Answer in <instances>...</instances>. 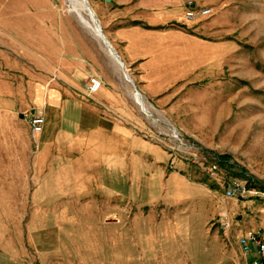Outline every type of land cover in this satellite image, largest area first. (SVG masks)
I'll list each match as a JSON object with an SVG mask.
<instances>
[{"label":"rangeland","instance_id":"1","mask_svg":"<svg viewBox=\"0 0 264 264\" xmlns=\"http://www.w3.org/2000/svg\"><path fill=\"white\" fill-rule=\"evenodd\" d=\"M8 2L0 0L1 14ZM190 2L209 8L210 15L195 21L180 15L176 21L205 41L186 45L178 55L181 70L161 79L170 92L163 99L172 92L176 97L173 106L160 110L167 115L151 126L168 135L154 141L161 147L163 168L154 171L159 168L155 159L145 158L150 178L139 171L134 201L109 205L115 210H105V218L94 211L93 200L85 214L71 209L66 218L57 210L62 207L53 205L7 206V221H0V264H250L256 258L241 254L236 238L253 231L264 239V200L224 198L223 181L232 176L217 158L233 165L229 172H242L235 178L264 191V0ZM88 5L115 51L108 39L114 26L105 28L108 16ZM58 8L67 13L65 0H58ZM67 15L85 38L97 76L134 103L131 85L101 43L74 14ZM172 114L174 126L167 119ZM190 153L196 163L190 162ZM212 162L220 165L214 178L204 172ZM111 180L105 176L104 183ZM171 183L177 191H170ZM188 187L193 201L183 202L180 192ZM223 215L229 223L226 232L219 225Z\"/></svg>","mask_w":264,"mask_h":264},{"label":"crops","instance_id":"2","mask_svg":"<svg viewBox=\"0 0 264 264\" xmlns=\"http://www.w3.org/2000/svg\"><path fill=\"white\" fill-rule=\"evenodd\" d=\"M86 1L108 16L105 28L114 26L108 39L145 111L97 76L85 38L58 0H9L0 13V221H7V206L53 205L66 218L71 209L85 214L89 200L105 218V210H115L109 205L134 201L136 176L142 179L137 173L150 176L145 158L155 159L154 171L163 168L154 141L168 135L151 126L176 97L172 92L163 99L170 92L161 79L181 70L178 55L186 45L205 41L176 22L191 0ZM89 77L101 87L86 97ZM31 111L44 120L36 148L27 123ZM167 119L175 125L173 114ZM105 176L112 182L104 183ZM190 188L180 192L183 202L193 201Z\"/></svg>","mask_w":264,"mask_h":264},{"label":"built area","instance_id":"3","mask_svg":"<svg viewBox=\"0 0 264 264\" xmlns=\"http://www.w3.org/2000/svg\"><path fill=\"white\" fill-rule=\"evenodd\" d=\"M185 11L183 14V19L185 21H195L198 18H205L210 15V9L206 7H195L192 2L188 1L184 5ZM101 87V82L98 78L89 77L87 79V84L84 88L85 96L90 97L91 95L98 92ZM27 123L29 136L32 140L34 148H36L35 138L40 134L43 127V116L33 111L27 113ZM174 138V137H173ZM177 140L180 145L179 138H174ZM190 162L196 163V155L190 153ZM205 175L208 177L214 178L216 173H218V165L217 162H212L204 169ZM222 195L226 199H245V198H254V199H262L264 200V191L258 190L253 187H248L242 180L235 177H228L223 181L222 184ZM225 215L222 216V221H220V228L222 231L226 232L229 229V223L226 221ZM262 233L248 231L245 233H241L236 238V243L239 247L240 252L243 255H247L249 253H254L256 258L251 260L250 264H262L261 257L264 254V239L262 237Z\"/></svg>","mask_w":264,"mask_h":264},{"label":"water","instance_id":"4","mask_svg":"<svg viewBox=\"0 0 264 264\" xmlns=\"http://www.w3.org/2000/svg\"><path fill=\"white\" fill-rule=\"evenodd\" d=\"M80 1L84 7V10L87 12L89 20L93 26L94 35L96 36V38H98V41L101 43L103 49L108 54L109 58L117 66V68L120 71L123 79L131 85L133 92H134V95H136L137 97H140L137 90L135 89V86H134L132 80L129 78L126 69L124 68L123 63L120 61L118 55L115 53L113 48L109 45L108 41L106 40V38L102 34L100 27L97 23V20L94 16V13L92 12V10L90 9V7L88 5V2L86 0H80ZM106 2H109V0H106ZM141 110L144 111L143 108H141Z\"/></svg>","mask_w":264,"mask_h":264},{"label":"bare ground","instance_id":"5","mask_svg":"<svg viewBox=\"0 0 264 264\" xmlns=\"http://www.w3.org/2000/svg\"><path fill=\"white\" fill-rule=\"evenodd\" d=\"M66 3V12L69 14H74L77 20L86 28L88 29L91 34L96 38L94 35L93 26L89 20L87 12L84 10V7L80 0H65ZM98 40V38H96ZM108 55V54H107ZM133 100L145 111L143 107L142 101L140 97H137L133 93Z\"/></svg>","mask_w":264,"mask_h":264},{"label":"trees","instance_id":"6","mask_svg":"<svg viewBox=\"0 0 264 264\" xmlns=\"http://www.w3.org/2000/svg\"><path fill=\"white\" fill-rule=\"evenodd\" d=\"M130 24H139V23H137V22H133V23H130ZM217 161H218V163H220L221 166H224V167L227 169L226 172H227L228 175H231L232 177H233V176H234V177H239V178L242 177V172H240V173H238V174L229 172V169H230L231 167H233V165L229 164V163L226 161V159H225L224 157H218V158H217ZM218 165H219V164H218ZM220 165H219V166H220ZM200 183H202V184H206V182H205L204 179L200 180ZM252 260H253V259H252Z\"/></svg>","mask_w":264,"mask_h":264}]
</instances>
